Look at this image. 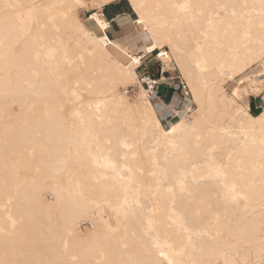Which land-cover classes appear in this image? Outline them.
<instances>
[{
  "label": "bare ground",
  "instance_id": "bare-ground-1",
  "mask_svg": "<svg viewBox=\"0 0 264 264\" xmlns=\"http://www.w3.org/2000/svg\"><path fill=\"white\" fill-rule=\"evenodd\" d=\"M40 1L0 0V261L261 264L264 107L252 115L238 101L264 80V0H126L138 36L151 39L137 54L110 28L78 31L73 0L41 4L31 27ZM153 44L171 54L161 84L180 77L196 107L178 120L161 114L165 128L146 97L119 91L145 93L124 79L129 57L141 61L138 79ZM181 121L168 138L159 131Z\"/></svg>",
  "mask_w": 264,
  "mask_h": 264
},
{
  "label": "rangeland",
  "instance_id": "rangeland-1",
  "mask_svg": "<svg viewBox=\"0 0 264 264\" xmlns=\"http://www.w3.org/2000/svg\"><path fill=\"white\" fill-rule=\"evenodd\" d=\"M52 1H50V0H42V1L39 2V4H35L33 7H30V10L28 12V17H29V20H30V23H31V27L32 26L35 27V18H34L35 17L34 16L35 10H37V8L41 4H42V6H45V5H48ZM89 2L91 3V0H89ZM113 5H116V6L115 7H109V9H108L109 15L110 14H113L115 11H117V9L122 8L124 10H128V13L127 14H123V15H125V16H127L129 18H135L136 19V16L130 10L129 5H128V3H127L126 0H121V1L115 2V3H113ZM88 11H92V10L91 9H87V10H79L78 11V16H79V18H80L81 21H84L85 14ZM133 24H132L131 30H130V32L128 34H126L124 36L119 35L118 42L122 46H124L125 48L130 49V51L132 53L136 54L139 51L140 52H143L144 46L147 45V44H150L151 43V39L148 36H138L139 30L136 28V25L135 24L133 25ZM84 26L92 34H95V35H100L101 34L98 31V28L96 27L95 23L93 21H91V20H88ZM110 29H108L107 32ZM111 30L112 31L114 30L116 32L118 29H113V27H112ZM132 35L135 36L136 41L131 38ZM163 49L168 50L167 47H165ZM46 51L48 52V55L51 58H53V57L56 56V49L55 48L48 47ZM172 59H173V57H172ZM120 61H122L123 63H125V61L122 60L121 57H120ZM253 68H255L254 70H256V68L259 69L258 64L255 65ZM159 69L160 68L157 66V64L153 60L152 55L144 54V57L142 58V65L137 70L138 71V76L139 75H142L144 73H148L149 75L156 77L160 73V70ZM252 70L253 69H250L248 72H251ZM236 80L237 79H235L234 81H230V80L228 81V80H226L224 82V89L226 90V93L228 95L230 94L232 87L235 86V84L237 83ZM255 85H257L258 87L255 88V89H253L254 90L253 92H251V93L250 92L249 93L242 92L241 95H240V98L241 99H240V101H238V103L241 104V105L242 104H248L249 105V112L252 115L258 114L262 110V108L264 107V80L258 81V82L254 83V84L253 83H249V84L246 85V88L248 90H251L252 88H254ZM123 88H124V90H122ZM119 89H120L119 91L121 93H125L124 95L127 96L128 98L132 99V100L133 99H139V97H140L139 90H138L137 85H127L126 87H122L121 86V87H119ZM164 89H165V87H164V84H163L162 87H160V90H161L160 92L162 93V100L165 103V102H168L169 101V94H170L169 92H171V91H169L168 93H166V91ZM127 91H129V93H126ZM85 97L86 96H76V98H77L76 100L77 101H80V100H83ZM145 97L151 102L152 105H154L156 107L157 111L159 110V112H158L159 113L158 114L159 115V119L161 120V123H162L163 127L165 128V124L168 121H170V119L167 118V117H166V119L165 118H162V116H161L162 113L161 112H164L166 108L163 109L161 107V109H160L159 108L160 103L158 101L152 102L147 97V95ZM258 101H260V102H258ZM192 102L194 104V101L193 100H192ZM167 104L170 105L169 102ZM170 106H169V108H170ZM14 108H16L15 105L13 106L12 110L13 111H16ZM195 108L196 107H195V104H194V110H195ZM171 117H172V120H178L177 118H174L173 115H171ZM69 186L72 187V189H73V188H75V183H71ZM50 196L51 195H49V193H47L44 197H46L47 198V201L50 202V201H52V199H51L52 196L51 197ZM107 213L111 215V213H109L107 210H106V212H104V215L106 216ZM110 218H111V220L114 221V217L112 215L110 216ZM87 226H88V224H87ZM88 228H90V227H88Z\"/></svg>",
  "mask_w": 264,
  "mask_h": 264
},
{
  "label": "snow or ice",
  "instance_id": "snow-or-ice-1",
  "mask_svg": "<svg viewBox=\"0 0 264 264\" xmlns=\"http://www.w3.org/2000/svg\"><path fill=\"white\" fill-rule=\"evenodd\" d=\"M108 3H109V0H91V3L89 2V0H73V3L68 6L73 11L78 12L79 10H87V9L92 10V11L86 12L85 17H84V21H81L78 18V16L74 15L73 16V26L78 31L82 32L86 37L93 38L91 32L88 31L84 26L86 24V22L88 20H91V21L95 22V25H98V27L100 29H108L109 28V21L111 20L113 29H118L119 35L124 36V35L128 34L131 30L132 24L134 22H136L135 18H129L125 15L116 16V14L113 13L112 16H110L108 18V20H105V19H102L101 16L99 15V13H97L95 11L97 9H105V6ZM133 7H136L139 10L142 6L134 4ZM174 7L181 10V11L186 12L190 8V5L187 3H184V4H176V5H174ZM113 17H115L114 20L112 19ZM138 23L143 25L145 23V21L141 18L138 21ZM106 41H107V37L103 38L98 43L101 47H103ZM113 46L114 47H121V45H118V44H115ZM157 46H158V44H153L151 47L147 48L146 51L147 52H153V49L156 48ZM121 51H124V49L122 47H121ZM124 54L127 56L128 55L127 51H124ZM129 59H131V65L129 66V71L126 74V78L124 79V83H126V84H128V83H139L138 80L134 79L133 73L131 71V67L134 65L140 64L141 61L139 59H132L131 57H129ZM197 67H199V65H197ZM145 96H146V93L142 92L140 94L139 99L144 100ZM97 107H99V105ZM153 123L156 124L157 121H153ZM183 127H184V123H183V121H181L180 124L175 125V126H171L170 131H165L163 128H160L159 131L162 133V135L165 138H168L172 134L176 133L178 128L182 129ZM161 255H163V253H161ZM0 264H24V262L0 261ZM168 264H176V262L169 260ZM261 264H264V261H262Z\"/></svg>",
  "mask_w": 264,
  "mask_h": 264
},
{
  "label": "built area",
  "instance_id": "built-area-1",
  "mask_svg": "<svg viewBox=\"0 0 264 264\" xmlns=\"http://www.w3.org/2000/svg\"><path fill=\"white\" fill-rule=\"evenodd\" d=\"M109 23L111 24V21H109ZM147 55H152L153 60L155 61L157 66L160 68L159 69L160 73L156 77L151 76L148 73H144V74L138 76L139 85L144 89L147 97L152 102H155V101L164 102L162 100V93L160 92V87H162V85L164 84V87L168 91H171L172 93L175 92L176 94H178L177 96H178L179 103L176 107L172 106V109L175 113V114H173L174 118L178 117L177 116L178 113H184V114H186V116H189L194 110V104L192 102L190 90H189L187 84L180 77L178 78V80L172 81V83L161 84V82H160L161 75H165V77L168 80H171V76H172L171 70H167V71L163 72V65L164 64H171L172 65L171 57L168 53V50L160 49V50H156L152 53H149ZM173 69H174V67H173ZM126 93H129V91H127ZM165 103L167 104V102H165ZM87 224H88V226H87ZM87 227H90V224L88 222L83 223L79 226L80 230H82V231Z\"/></svg>",
  "mask_w": 264,
  "mask_h": 264
},
{
  "label": "crops",
  "instance_id": "crops-1",
  "mask_svg": "<svg viewBox=\"0 0 264 264\" xmlns=\"http://www.w3.org/2000/svg\"><path fill=\"white\" fill-rule=\"evenodd\" d=\"M108 6V5H107ZM106 7V6H105ZM102 14H103V9H102ZM115 14H116V16H119V15H123V14H127L128 13V10H124V9H122V8H119V9H117V11H115L114 12ZM109 14V13H108ZM103 16H104V14H103ZM110 16H112V14H110L107 18L104 16V18L106 19V20H108V18L110 17ZM113 20L115 19V17H113L112 18ZM111 21V20H110ZM109 25H110V23H109ZM109 28H111L112 29V21H111V25H110V27ZM110 29V30H111ZM108 31L107 32V35H108V37L110 38V39H112V40H115V41H118L119 39H118V37H119V34H118V31L119 30H117L116 32L113 30H111V31ZM140 52V51H139ZM139 52H137V53H139ZM136 53V54H137ZM165 91H166V93H168L169 91L165 88L164 89ZM161 91V90H160ZM170 94H169V103H170V105L171 106H177L178 105V103H179V100H178V94H176L175 92H169ZM252 95V94H251ZM250 95V96H251ZM159 103H160V105H161V103L164 105V106H166V109L163 107V109H165V111L164 112H161V113H163L162 115H164V114H166V113H168V112H172L171 114H173L174 113V111H173V109H172V107L170 106V108H169V106H168V104H166V103H164V102H161V101H158ZM167 102V103H168ZM258 102H260V101H258ZM248 105V104H247ZM248 107H249V105H248ZM161 115V116H162ZM165 119H166V117H164ZM168 118V117H167Z\"/></svg>",
  "mask_w": 264,
  "mask_h": 264
},
{
  "label": "trees",
  "instance_id": "trees-1",
  "mask_svg": "<svg viewBox=\"0 0 264 264\" xmlns=\"http://www.w3.org/2000/svg\"><path fill=\"white\" fill-rule=\"evenodd\" d=\"M115 6H116V5H113V3H112V4L108 5V6H106L105 9H103V14H104V16H105L106 18L109 16V14H108V9H109V7H115Z\"/></svg>",
  "mask_w": 264,
  "mask_h": 264
}]
</instances>
